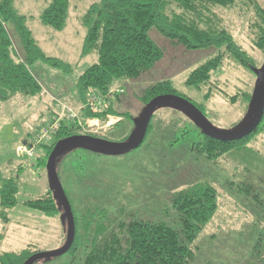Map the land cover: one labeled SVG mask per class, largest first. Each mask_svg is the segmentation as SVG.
Here are the masks:
<instances>
[{"label":"rangeland","instance_id":"obj_1","mask_svg":"<svg viewBox=\"0 0 264 264\" xmlns=\"http://www.w3.org/2000/svg\"><path fill=\"white\" fill-rule=\"evenodd\" d=\"M98 1L69 0L65 26L59 31L45 26L39 18L50 0L14 1V8L25 16V25L42 51L69 67L37 61L29 70L40 92L34 96L17 93L0 101V169L5 176L15 178L19 187L17 204L7 210L8 221L0 217V252L27 246L36 252L48 251L59 248L65 240L60 214L45 216L22 202L49 189L45 165L40 163L45 159V148L38 141L43 129L61 114L60 103L74 108L80 116L76 80L98 60L95 51L81 54L86 32L81 19L90 4ZM255 4L264 8V0H235L230 7L213 9L221 18L220 26L253 59L249 69L225 55L205 84L188 86L185 80L190 72L221 49L187 50L152 29L149 36L161 47L163 56L138 78L122 83L118 112L127 115L90 118L97 121H88L89 126L82 122L79 131L110 141L124 140L133 128L132 118L143 107L139 95L163 80L170 81L175 94L188 98L216 127L228 129L237 124L249 101L245 94L252 92L256 78L252 68L260 67L264 60V50L254 46L262 25ZM8 29L19 50L18 34L11 26ZM151 125L143 144L126 154L107 156L76 149L58 162L57 174L76 217L81 218L87 208L112 213L120 208L124 211L119 214L121 218L134 211L138 218L156 217L179 229L173 215L163 216L160 209L167 207L176 191L205 181L216 189L218 207L191 243L195 251L191 264H264V130L253 136L246 148L234 149L212 161L194 147L197 130L180 112L157 109ZM23 142L35 144L33 156L18 153L17 146ZM86 250L81 246L38 264H84Z\"/></svg>","mask_w":264,"mask_h":264},{"label":"trees","instance_id":"obj_2","mask_svg":"<svg viewBox=\"0 0 264 264\" xmlns=\"http://www.w3.org/2000/svg\"><path fill=\"white\" fill-rule=\"evenodd\" d=\"M14 1L0 0V101L17 93L34 96L40 92L41 87L29 70L30 65L37 61L60 68L69 67L61 59L48 56L42 51L25 25V16L14 8ZM234 2L235 0H99L90 4L81 19L86 27L81 54L84 56L95 51L98 60L86 67L76 80L80 116L78 114L75 119L62 120L51 142L40 143L45 148V159L58 139L81 133L79 129L87 119L104 120L108 114L127 115L118 112L121 102L118 94L108 98L106 107L99 112L90 111L84 104L89 93L105 95L112 86L122 88L124 81L138 78L162 58L161 47L149 36L152 29L187 50L207 47L221 49L190 72L185 80L188 86L199 88L205 84L225 55L249 69L253 59L235 41L232 34L220 26L221 18L213 11L215 7H230ZM68 3L69 0H50L39 15L40 21L54 30H62L67 19ZM255 10L262 25L254 46L264 50V8L255 4ZM10 26L18 34L21 45L19 50L14 47L10 37ZM164 93L175 94L168 80L159 81L147 88L139 95V100L144 105L154 96ZM250 95L251 93L245 94L247 101ZM199 110L202 111L200 108ZM118 123L119 121L116 125ZM194 127L198 135L194 147L201 155L214 161L234 149L246 148L247 142L264 130V115L254 132L236 141H217L201 134ZM151 131L150 121L143 142ZM45 159L40 160L42 165H45ZM18 190L16 179L5 176L0 169V217L4 221H8L7 210L17 204ZM22 205L45 216L61 212L49 189L39 197L23 201ZM217 207L216 189L202 181L176 191L167 207L160 209L163 216L173 215L174 220L179 223V229L172 228L156 217L138 218L134 211L127 213V218H121L119 214L123 215L124 211L120 208L117 214L104 208H87L81 218L73 213L75 236L68 252H75L81 246L87 248L84 264H191L195 259L191 243L210 221ZM1 239L0 235V241ZM34 252L36 250L29 246L17 251L0 252V264H22Z\"/></svg>","mask_w":264,"mask_h":264},{"label":"water","instance_id":"obj_3","mask_svg":"<svg viewBox=\"0 0 264 264\" xmlns=\"http://www.w3.org/2000/svg\"><path fill=\"white\" fill-rule=\"evenodd\" d=\"M255 75L253 89L241 120L228 129L212 124L199 108L185 97L173 93L159 94L143 105L137 116L132 118L130 135L121 141H110L90 134L77 133L58 139L49 152L45 170L48 188L60 209V219L65 226V240L56 249L37 251L22 264H36L39 261L60 256L70 249L75 236V222L69 199L57 174L58 162L70 151L84 149L107 156H120L138 148L147 132L153 113L157 109L169 108L183 114L201 134L222 142L240 140L256 130L264 115V60L260 67L252 68ZM25 143V142H23Z\"/></svg>","mask_w":264,"mask_h":264},{"label":"built area","instance_id":"obj_4","mask_svg":"<svg viewBox=\"0 0 264 264\" xmlns=\"http://www.w3.org/2000/svg\"><path fill=\"white\" fill-rule=\"evenodd\" d=\"M124 92L123 88L120 87H111L105 95H98L95 92H91L88 95L87 102L84 104V107L88 108L92 112H99L102 111L106 107V100L114 94L121 95ZM61 105V114L55 116L52 121L43 129L41 135L39 137L38 142L42 141H49L56 130L60 127L62 120H72L75 119L77 116L76 110L65 103H60ZM80 108V107H79ZM109 116V115H107ZM98 119V118H97ZM97 119H87L85 124L89 126L88 121L92 122L93 120ZM35 144H20L17 146V151L20 154H26V156H33Z\"/></svg>","mask_w":264,"mask_h":264},{"label":"flooded vegetation","instance_id":"obj_5","mask_svg":"<svg viewBox=\"0 0 264 264\" xmlns=\"http://www.w3.org/2000/svg\"><path fill=\"white\" fill-rule=\"evenodd\" d=\"M127 138V137H126Z\"/></svg>","mask_w":264,"mask_h":264}]
</instances>
